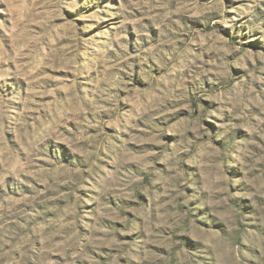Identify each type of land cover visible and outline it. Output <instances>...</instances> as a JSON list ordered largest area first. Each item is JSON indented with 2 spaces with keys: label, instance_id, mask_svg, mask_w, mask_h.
Wrapping results in <instances>:
<instances>
[{
  "label": "rangeland",
  "instance_id": "obj_1",
  "mask_svg": "<svg viewBox=\"0 0 264 264\" xmlns=\"http://www.w3.org/2000/svg\"><path fill=\"white\" fill-rule=\"evenodd\" d=\"M0 264H264V0H0Z\"/></svg>",
  "mask_w": 264,
  "mask_h": 264
}]
</instances>
